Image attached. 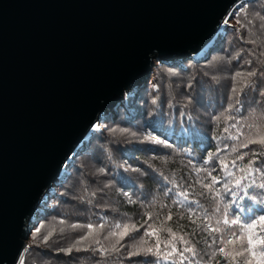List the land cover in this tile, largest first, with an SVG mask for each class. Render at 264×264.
Instances as JSON below:
<instances>
[{
  "label": "trees",
  "instance_id": "1",
  "mask_svg": "<svg viewBox=\"0 0 264 264\" xmlns=\"http://www.w3.org/2000/svg\"><path fill=\"white\" fill-rule=\"evenodd\" d=\"M226 21L201 52L187 59L157 61L151 79L135 96L125 97L118 108L101 116V127L71 157L65 177L36 213L24 264H181V260L183 264H257L262 260L264 245L256 240L264 232L259 227L254 230L255 257L247 251L236 255L249 247L247 235L238 225H225L222 220L225 212L229 220L239 217L242 223L264 216V189L258 187L264 183V144L259 143L264 139V95L260 94L264 91V0L242 1ZM249 71L257 73L250 87L233 79L236 72ZM233 87L243 91L233 94ZM250 161L255 162L252 174L244 171ZM72 224L85 227L72 229ZM89 224L94 226L93 237L105 248L119 235L111 240L104 236L119 233L124 224H135L139 231L130 230L119 251L104 252L89 241L79 251H62L87 236ZM116 224L121 229H115ZM96 226H102L99 233ZM217 227L219 232L214 231ZM52 229V237L44 243ZM232 232L242 238L231 236ZM140 237L146 246L171 252L169 259L130 256ZM228 239L233 243L228 244ZM189 247L193 251L185 250ZM222 247L231 254L221 253Z\"/></svg>",
  "mask_w": 264,
  "mask_h": 264
},
{
  "label": "water",
  "instance_id": "2",
  "mask_svg": "<svg viewBox=\"0 0 264 264\" xmlns=\"http://www.w3.org/2000/svg\"><path fill=\"white\" fill-rule=\"evenodd\" d=\"M243 0H0V264L101 116L157 61L201 52Z\"/></svg>",
  "mask_w": 264,
  "mask_h": 264
},
{
  "label": "snow or ice",
  "instance_id": "3",
  "mask_svg": "<svg viewBox=\"0 0 264 264\" xmlns=\"http://www.w3.org/2000/svg\"><path fill=\"white\" fill-rule=\"evenodd\" d=\"M225 23H227V21H225ZM257 75V73L255 71H249L248 73H241V72H236L235 76L233 77L234 80L237 81V83L239 84H244L246 87H250L251 86V78L255 77ZM262 75H264V73H262ZM233 94H236L238 92L243 91L242 88H237V87H233L231 89ZM261 95H264V91H261L260 93ZM156 101L153 100V103H155ZM237 103H239V101H237ZM153 139V141L157 144L163 143V141L161 140H156L155 138H150ZM249 143H257V141L255 140H251L249 141ZM259 143L264 144V139H261L259 141ZM245 147H248V143H246L244 145ZM235 151V149H233ZM209 159H211V156L209 157ZM255 162L254 161H250L248 163V165L246 166V168L244 169V171H246L249 174H252L254 169H253V164ZM101 171H103V169H101ZM255 171H260V169H256ZM231 174V173H229ZM213 183H217L218 181L216 180L215 177L212 178ZM253 184H255V181L252 182ZM241 185V181L240 179L236 180V186L239 187ZM207 187L211 188L212 185H208ZM258 187H260L261 189H264V183L258 185ZM225 189L227 191H231V189H228L227 184H225ZM233 195H235V193H233ZM219 210V209H217ZM169 219H171V217H169ZM221 221H217V224H219ZM222 222L225 225H238V227L242 228L244 230V234L247 235V244L249 245L248 248L246 249H242L241 251L236 252V255H243L244 251L250 252L252 254L253 257L256 256V253L253 251L254 248V241H253V235L255 234L254 230L257 229L259 227L260 232H264V216H260L258 220H252V222H240V218L236 217V218H232L231 220H229L228 218V213L225 212L224 216H223V220ZM61 224L64 223L63 220L60 221ZM70 227L72 229H76V228H83L85 227V225H79V224H72L70 225ZM89 229V233L87 236H83L80 239L76 240L75 243L72 245V247L67 248V249H62V251H65L67 253H71L73 249H76L77 251L81 250V245H84L85 241H89L90 245H100V248L102 251L104 252H113V251H119L118 245H121V241L124 239V237L126 235L129 234L130 230H136L139 231V229L137 228V225L133 224V225H129V224H124L123 227L120 224H116L115 225V229H121L122 230L117 233L116 231H111L109 232L106 236H104L105 240H111L112 237H116L117 235H119V239H116L114 241H112L110 243V246L105 248L102 241L98 238L93 237V229L94 226L89 224L86 226ZM100 227L102 226H96L95 231L97 233H99L100 231ZM40 229H36V232L39 233ZM55 231V229H52L51 231H49L47 233V235H45L43 237V242L44 243H48L49 239L52 237L53 232ZM60 231H63V229H60ZM169 232H171V229H168ZM214 231L219 232L220 229L217 227L214 229ZM153 233H145L144 235H151ZM231 236H235L237 239H241L242 236L232 232L230 233ZM90 237H92V239L90 240ZM228 244L233 243L232 239H228L227 240ZM256 243H259L261 245H264V237H258V239L256 240ZM147 245V241L144 240L142 237L138 238L136 240V242L132 245L133 251L130 252V256H140V255H151L152 257L156 258L157 260L160 259H164L167 260L169 259V257L171 256V252L169 253H161L158 249V247L156 249H154L151 246H146ZM87 250V249H84ZM186 251H193L192 248H187L185 249ZM25 251H27V249H25ZM174 251V249H173ZM221 253H225V249L222 247L220 249ZM231 253H225V255H230ZM262 260H259L257 262V264H262V262H264V252H261L260 254ZM20 264H24V261L21 260ZM181 264H183V261L181 260ZM247 264H251V261H248Z\"/></svg>",
  "mask_w": 264,
  "mask_h": 264
},
{
  "label": "rangeland",
  "instance_id": "4",
  "mask_svg": "<svg viewBox=\"0 0 264 264\" xmlns=\"http://www.w3.org/2000/svg\"><path fill=\"white\" fill-rule=\"evenodd\" d=\"M243 1H245V0H243ZM223 28V27H222ZM221 28V29H222ZM157 63V62H156ZM136 90L134 89V90H132V91H130V92H128L127 94H126V96L125 97H128V96H130V95H133V96H135V94H136ZM100 123V121L93 127V129H92V131L95 129V128H98V127H101V125L99 124ZM91 131V132H92ZM90 132V133H91ZM90 135V134H89ZM86 141H87V138H86ZM86 141H85V144L83 145V146H85L86 145ZM79 149V148H78ZM73 157V156H72ZM65 175H66V173H65ZM65 177V176H64ZM63 180V179H62ZM56 185H54L53 186V188L55 187ZM35 217V216H34ZM34 217H33V222H34ZM34 229H35V226H34ZM34 229H33V231H34ZM32 235V234H31ZM31 238V237H30ZM30 242V240L28 241V243ZM27 248H28V245H27ZM26 248V249H27ZM26 252V251H25ZM24 256H25V253H24ZM24 256H23V258H22V260H24ZM20 264V263H19Z\"/></svg>",
  "mask_w": 264,
  "mask_h": 264
}]
</instances>
